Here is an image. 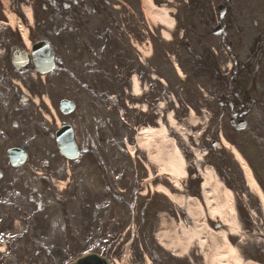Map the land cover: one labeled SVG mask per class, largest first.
Masks as SVG:
<instances>
[{
    "label": "rangeland",
    "instance_id": "obj_1",
    "mask_svg": "<svg viewBox=\"0 0 264 264\" xmlns=\"http://www.w3.org/2000/svg\"><path fill=\"white\" fill-rule=\"evenodd\" d=\"M108 1L111 5L106 3V7L113 12L107 15L112 17L114 15L116 19L122 18L123 25L121 26L122 32H119L114 29L116 24L111 23L106 17V26L109 25L111 29V38L108 36L107 38L113 50H123L126 48V44L132 41L145 52H151L153 56L146 65L141 67L142 70L138 67L122 69L115 68L114 65L107 66L105 77L96 81L95 85L100 97L98 99L91 95L89 110L99 109V115L104 121L107 119L104 124L107 128L108 149L113 146L118 136V130L116 131L115 128H119L118 115H120V110L123 111L122 116L125 122L124 124L122 122V128H124L120 134L122 136V158H116L110 152L107 160L108 164L112 166L110 170L112 174L117 172L118 167L121 168L122 179L121 182H114V184L110 181L112 190L119 196L115 199L117 203L110 199L102 185L100 190L91 185V197L86 204L83 203L88 207L87 212L80 214L82 207L77 206L69 217L71 227L66 230L68 231L67 235L73 238V243L75 242L73 255L77 256L82 253L94 242L93 240L97 237L100 239V232H106L107 228L101 224L97 225L96 218L99 221H107L110 215L113 217L119 213V223L124 228L121 244L116 248L119 253L115 252L116 257H113L119 263L124 261L126 264L130 259L129 255L133 257V254L146 252L148 248L146 249L142 243V236H145L152 242L157 255L163 259L162 264H209L212 258L209 253L215 242L220 244L226 237L230 244L236 248L243 261L264 264V209L253 189L246 185L239 162L231 154L230 149L224 148L223 144V140L227 141L244 158L245 155L237 148L242 137H238L227 129V116L216 112V104L212 101L211 80L205 76L202 70L198 68L193 70L192 58L194 55H198L200 49L195 48L194 39L191 43L192 47L182 45L180 31L182 28L189 27L187 25L190 23L195 25L197 31L202 33L205 38L202 39L200 36L203 43L205 41L212 43H210L212 49L217 55L215 61L223 72H227V68L221 65L227 57L226 52L215 45L218 40H208L205 35L206 27L198 24L197 16L192 17L189 13L187 16L184 15L179 0L162 5L171 11L169 13L171 22L168 29L158 24V20H154L156 24L152 27V23L147 18L146 20L143 18V10L145 13L148 10L149 2L147 0H138L137 3L135 0ZM157 1L159 0H151L153 6L159 7ZM112 5H114V9ZM124 12L128 13L129 20H124ZM132 16H137L138 30L135 27L132 28L131 21H136L135 18L131 19ZM143 22H149L148 27L152 28L153 34L147 33V26ZM163 29L169 33V42L163 38L166 36ZM218 48L221 51H218ZM242 52L237 50V53ZM173 61L180 64L181 71L179 73L173 67ZM134 71L140 82V91L144 93L140 98H132L130 93L132 88L130 74L132 73L131 76H133ZM152 72L156 77L154 85H151L149 80ZM117 73L121 78H118ZM149 89L152 90L149 91ZM167 94L170 99L167 98ZM111 97H115L113 101L110 100ZM134 104L139 109H130ZM141 108H145L146 112H140ZM94 113L95 111L92 112L91 121L94 117H99L94 116ZM158 117L161 118V124L165 125L167 129L166 137L163 139L173 140L178 150V158L173 166L178 173L179 181L174 183L163 176H157L159 167L149 160V150L145 142H142L141 146H135L132 140L134 138L137 140V132L140 129L144 131L149 127L158 128L160 126V123L156 124ZM129 126L132 128L130 131L127 129ZM137 129L138 131L135 132ZM125 135H128L127 141H125ZM242 135L243 133L240 134V136ZM238 138L239 142H237ZM212 141L216 142V147L211 146ZM127 148L136 150L133 156L128 153ZM133 150L132 152H134ZM120 160L121 162H119ZM30 166L34 165L30 164ZM39 168L37 166L34 171H38ZM208 170L212 172L211 180H207V177L210 176ZM21 171L27 172L26 183L30 187L36 186L37 179L32 176L33 171L28 168ZM194 175L198 178H195ZM205 181H208L209 184L218 183L222 190L231 192L230 201H227L225 195L223 196L226 210L223 216L216 215V218L213 216L204 191L207 188ZM159 184L167 187L174 197L181 199V202H177L175 198L168 199L162 193L163 189ZM201 184L204 185L203 189ZM158 188L162 192L156 193L155 190ZM151 191H154V194H151ZM189 201L197 202L198 206L188 210ZM118 203L120 206L117 205ZM114 207L118 213L114 212ZM41 217L34 214L32 225L28 228L29 233L26 241L17 244L12 251V256L5 260V264L31 263L29 259H24V256L32 257V259L38 257L39 241L48 247L62 241L60 227L56 220L46 222L48 225L41 223L44 229L43 236L40 231H36L39 227L36 223L41 220ZM163 219L169 224L165 230L161 226ZM93 220L94 230L90 229ZM214 223H220V228L214 229ZM199 226L204 228L202 236L207 237L206 244L203 246L199 242L200 234L194 233V236L188 240L189 244L186 250L178 252L182 254L183 258L165 261L169 258L170 252L157 244L156 238L159 234L162 232L166 235L169 234V239L173 240L172 244L179 248L185 231L197 232ZM20 228L23 231L22 227L16 226L17 231ZM188 255L190 258H187ZM135 258L139 260L136 264H143V261H140L141 257L136 256Z\"/></svg>",
    "mask_w": 264,
    "mask_h": 264
},
{
    "label": "flooded vegetation",
    "instance_id": "obj_2",
    "mask_svg": "<svg viewBox=\"0 0 264 264\" xmlns=\"http://www.w3.org/2000/svg\"><path fill=\"white\" fill-rule=\"evenodd\" d=\"M7 1H10L16 10L14 18L29 28L18 32L7 27L4 0H0V219H3V226H6L10 221L5 218L11 209L21 216L24 207L27 208L26 203L33 204V201L41 200L40 209L45 212L46 219L56 217L60 212L67 223L69 210L74 207L75 178L89 170L91 157L101 169L96 152L98 151L100 155L99 146L105 142V129L101 123L96 124L93 134L95 143L99 145L95 147L90 140L91 132L88 131L89 134H86L83 127L89 124V108L86 105L90 94V65L93 56L99 64L103 61L104 31L100 25L91 28L89 0ZM220 1L225 3L226 18L221 20V24L227 32L222 40L232 67V75L229 76L227 84V97L231 101L229 107L236 115L247 109V116L251 117L254 108L248 103L249 97L244 92L247 78L240 77L239 83L235 68L249 67L256 51H264V21L251 41L244 36L245 22L251 15V9L253 8L254 13L261 17V13L264 12V0ZM240 2L243 9L237 11ZM23 7L32 11L30 22L21 10ZM257 7L259 12H255ZM244 8L248 9V12L245 13ZM210 9V12H206L201 8L199 13L205 15L206 20L210 18L213 21L216 16L214 6ZM234 30L237 32L234 33ZM37 42H45L52 53V68L43 77L36 71L32 59L31 47ZM243 46H248L250 54L239 61L234 51ZM42 83L55 87L53 94H65L64 99L74 103L72 112L62 111L59 107L60 101L55 102L52 95H46L53 103L50 109L33 107L31 93L36 92L39 100L45 97L42 94L44 86ZM65 125L73 127L79 153L76 160L66 159L56 148L55 133ZM44 140L50 142L53 147L44 143ZM36 141H41V144L39 146L33 144ZM11 147L26 149L28 154L33 153L35 161L42 156L49 159L41 160L40 163L48 169L49 177L56 178L53 179L52 186L46 183L45 190H48L47 195L50 198L44 194L39 197L34 189L26 195L18 181L11 183L9 178H5L3 170L6 164L9 165L6 152ZM61 185L66 187L64 186L62 190ZM25 196L28 202L25 201Z\"/></svg>",
    "mask_w": 264,
    "mask_h": 264
},
{
    "label": "bare ground",
    "instance_id": "obj_3",
    "mask_svg": "<svg viewBox=\"0 0 264 264\" xmlns=\"http://www.w3.org/2000/svg\"><path fill=\"white\" fill-rule=\"evenodd\" d=\"M147 16L152 19H157L159 21H166V14L165 10L158 9L152 6L148 7L147 10ZM136 83V80H135ZM166 133V129L164 127H161V129H154L149 130L144 133H141L138 138V144H142V142H145V144L148 146V157L150 161L155 162L161 167V171L164 174H168L172 176V180L174 182H177L178 173L176 169L173 166V163L178 158V150L176 146L173 144L172 140L163 139V135ZM226 145L228 143L225 142ZM132 151V149H130ZM233 153L237 156V158L240 160L241 166L244 169V173L247 177V181L250 185H253L255 189L259 192L257 185L254 182V179L251 176L250 170L246 163L244 162L243 158L237 153V151L232 148ZM208 173L210 176L207 177V180L212 179V172L208 170ZM214 181V180H213ZM206 189H204L206 196L208 197L207 203L209 204L210 210L213 213V216L216 215H224L225 214V205L223 204V196L225 195L227 197V201L231 200V193L228 190H222V188L218 185V183H210L208 181H205ZM168 195L171 197H174L171 195L167 189L162 188ZM177 202H181V199L179 197H174ZM218 198V200H217ZM222 201V202H221ZM194 206H198L197 202L191 203L188 202V210H192ZM230 207V206H229ZM201 211V210H200ZM163 229H167L169 224L164 220L161 224ZM204 228L198 227L197 232L193 231H185L184 237L180 240V247L178 248L177 252H180L181 250L185 249L187 246V241L194 236V233L201 234L202 230ZM206 234V232H204ZM169 235V234H168ZM168 235L165 233H160L158 236V240L161 244L165 245L166 248H170L171 246L174 247L173 240H170ZM173 238V237H172ZM167 240H170L167 241ZM200 241L202 243L206 242V236H201ZM171 245V246H170ZM209 264H254L251 262H242L239 256L237 255V251L228 243V241L224 238L220 242V244H217L215 242L213 249L211 250V256Z\"/></svg>",
    "mask_w": 264,
    "mask_h": 264
},
{
    "label": "water",
    "instance_id": "obj_4",
    "mask_svg": "<svg viewBox=\"0 0 264 264\" xmlns=\"http://www.w3.org/2000/svg\"><path fill=\"white\" fill-rule=\"evenodd\" d=\"M105 263V262H104ZM105 264H107V263H105Z\"/></svg>",
    "mask_w": 264,
    "mask_h": 264
}]
</instances>
